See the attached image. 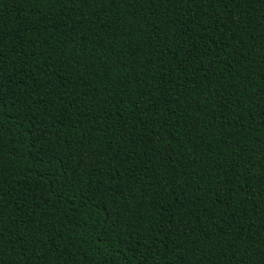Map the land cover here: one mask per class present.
<instances>
[{"label":"trees","instance_id":"obj_1","mask_svg":"<svg viewBox=\"0 0 264 264\" xmlns=\"http://www.w3.org/2000/svg\"><path fill=\"white\" fill-rule=\"evenodd\" d=\"M0 264H264V0H0Z\"/></svg>","mask_w":264,"mask_h":264}]
</instances>
